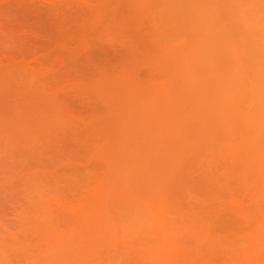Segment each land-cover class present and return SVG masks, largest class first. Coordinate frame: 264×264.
<instances>
[{"label": "rangeland", "instance_id": "374dc122", "mask_svg": "<svg viewBox=\"0 0 264 264\" xmlns=\"http://www.w3.org/2000/svg\"><path fill=\"white\" fill-rule=\"evenodd\" d=\"M222 26L264 69V0H0V264H264Z\"/></svg>", "mask_w": 264, "mask_h": 264}, {"label": "bare ground", "instance_id": "6f19581e", "mask_svg": "<svg viewBox=\"0 0 264 264\" xmlns=\"http://www.w3.org/2000/svg\"><path fill=\"white\" fill-rule=\"evenodd\" d=\"M243 12H244V14H243L244 15V18H246V19H244V18L243 19L244 20H247L249 22L250 21V18H251L250 12L249 11L247 12L246 10H243ZM217 20H219V19H217ZM244 20H243V23H245V25H246V23H248V22H246ZM248 24L250 25L249 28H251L252 26L254 27V24L253 25L250 24V23H248ZM246 26H248V25H246ZM228 27H226V26L223 27L226 30H224L223 28H221V29H223L222 31H224V35L226 33L229 34V36L226 34V37L225 38H227V37L228 38L225 39L224 41H226V40L232 41L233 40L232 41V44L230 42V44H231L232 47L230 46L229 41H226V42H228L230 49L233 48V50L235 51L236 48L234 46L236 44L233 46V42H236L237 41L236 40V38L238 37L237 35L239 34V36H240V33H242V32H240L239 28H238V30H239V33H238V30H236V29H235L236 31L233 30L234 27H233L232 30H231V28L229 29ZM227 28L229 30H231V31L228 32L229 30H227ZM244 28H246V27H244ZM247 28H246V30H247ZM249 28H248V30H250ZM252 30L254 31V29H252ZM247 34H248V36H247L248 38L250 37V35H251L252 38L254 37V35H252V32L251 33L248 32ZM224 35H223V37H224ZM220 36L222 37V33H221ZM242 36H243V34L241 35V38H242ZM254 38L257 39V36H255ZM238 39H239V37H238ZM252 40H254V39H252ZM247 41L243 38V40L240 39L238 43L236 42L237 43V45H236L237 49H242V50H240L241 51L240 53L236 50L237 53L235 51V53L232 54V56L230 57L229 64H231V69L234 71V69H235L234 67L237 66V68L240 69V72L238 71L239 74L238 75L236 74L237 76H233L232 75V79H231L232 83L230 84V88H232V90H233V88L235 90L237 89L238 92L236 90V94H234L235 93V92L233 93L234 90L232 91L231 89H229L230 91L228 93L231 95V97L233 96L231 93H233L234 94L233 97H235V98L232 97V99H231V97L229 96L231 100H235L234 103H232V105H231L233 107H230V108L232 109V108L235 107V109H238V107H239V109H240V107L242 106V104L245 102V106L247 107V110L244 111L243 118L246 121H248L249 119H252L253 120L252 122H253V129H254L253 131L254 132L252 131V133L249 135L248 138L245 136L247 139H249L250 136H252L250 138V141L249 142H246L248 144H245V145H240L239 144V146H236V147H237V149H246L247 151L249 150V153L248 154H247L246 151L244 153H246V155L249 157L248 159H249V161H251V163L249 162V164H251V165L248 164L249 167L247 165L246 166L250 169L249 171L254 170V169L257 170V171H262L261 175L254 177L255 179L253 180L254 182H261V181H264V109H263L264 106H263L262 109H260V106L259 105H261V103H262V105H264L263 104V101H262L263 98H264V96H263L264 94L262 95V92H264V69L263 68L260 69L262 66H259V64H258V67H260V68L256 67L257 65H255V67L252 66V63L251 62L253 61V59L259 53H257V54L255 53L254 54L255 55L254 58H253L254 55L251 54L253 52H251V53L248 52L249 54L246 53L243 49H246L244 47L247 44L246 43ZM250 42H251V39H250ZM256 42H258V41H256ZM250 45L248 44V46H250ZM256 45H258V43ZM252 46H250V47H252ZM260 46L261 45H258L257 48H260ZM254 48H255V46H254ZM260 49L264 50V47H261ZM260 49H258V50L260 51ZM250 50H252V49H250ZM258 50H256V51L253 50V51L257 52ZM261 56H260V59H261ZM263 57H264V54H263ZM263 57H262V59H263ZM257 58H255V60ZM260 59H259V62H260ZM262 59H261V62H262ZM232 65H235V66L232 67ZM263 66H264V64H263ZM235 70H238V69H235ZM261 70H263L262 73H261ZM233 74H234V72H233ZM257 93L260 94L261 96L257 95ZM229 97H227V98L229 99ZM260 98H261V101H262V102L260 101L261 103H259ZM258 103H259V105H258ZM255 105H257V106H255ZM255 107H258V108L255 109ZM231 109H229V110H231ZM246 121H243V122H246ZM235 133H237V132H235ZM240 135L242 136V134H240ZM244 139L245 138H243L242 140H244ZM253 140H254L255 144H257L255 147H253L254 146ZM251 141H252V146H251V144H249ZM244 142H241V144L242 143L244 144ZM247 147H248V149H247ZM240 151H242V150H240ZM247 156H246V158H247ZM246 158H245V160H247ZM242 160L245 163V160L243 158H242ZM247 163H248V161H247ZM253 163L257 164V166L255 164H253Z\"/></svg>", "mask_w": 264, "mask_h": 264}]
</instances>
